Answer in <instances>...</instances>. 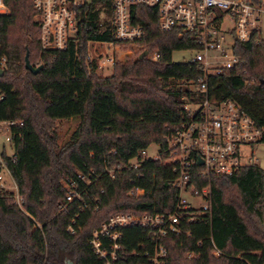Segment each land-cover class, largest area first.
Masks as SVG:
<instances>
[{"label": "trees", "instance_id": "1", "mask_svg": "<svg viewBox=\"0 0 264 264\" xmlns=\"http://www.w3.org/2000/svg\"><path fill=\"white\" fill-rule=\"evenodd\" d=\"M5 3L8 13L0 16V61L5 60L0 125L24 124L11 130L15 161L5 152L3 158L26 212L15 206L12 194L0 189V264H65L67 258L76 264H106L94 254L90 241L112 214L175 209L178 191L170 166L152 159L138 169L127 165L151 145L162 149L165 138L187 120L184 106L204 100L196 85L192 90L185 85L201 80L199 66L173 62L175 52L198 50L200 45L193 35L177 29L162 31L155 9L136 7L133 24L142 25L146 34L134 44L142 51L159 52L160 60L115 63L113 74L102 78L97 64L86 62L88 42L104 40L96 34L99 14L92 12L94 6L68 50L43 53L33 0ZM260 35L235 45L240 64L234 70L212 72L208 90L211 97L237 102L258 127H264ZM27 54L32 66L43 67L37 75L25 67ZM74 117L80 124L71 142L59 148L53 126ZM94 169L99 180L87 188L79 183L83 199L63 210L62 181H78V173L88 176ZM108 169L115 170L114 178ZM211 183L212 219L184 225L180 236L164 239L168 264H245L238 256L248 264H264V171L248 167L231 176L214 175ZM138 190L143 194L129 195ZM121 237L116 264L145 263V253L153 249L149 230L130 227L121 230ZM216 248L222 252L219 258L214 256Z\"/></svg>", "mask_w": 264, "mask_h": 264}, {"label": "built area", "instance_id": "2", "mask_svg": "<svg viewBox=\"0 0 264 264\" xmlns=\"http://www.w3.org/2000/svg\"><path fill=\"white\" fill-rule=\"evenodd\" d=\"M96 3V4H95ZM99 14L96 34L104 40L88 42L87 64L95 63L90 44H101L110 52L106 56L98 49L100 63L98 70L107 65L114 67L116 53L120 45L140 42L146 34L142 25L133 24L135 8L143 6L158 11L159 28L164 32L179 30L182 34L193 35L200 49L188 52L185 63L196 64L203 77L195 85L205 98L202 102L186 104L187 120L165 138V146L156 157H150L148 150L131 160L128 167L138 169L144 161L154 160L170 166L175 174V188L178 191L175 209L163 214L144 215L117 213L96 229L90 245L95 255L106 264H116L121 250V230L130 227L147 229L153 238L152 252L147 251L143 264H168V251L163 244L168 235L180 236L184 225L205 218L212 219L214 175L231 176L248 167L258 166L254 146L264 144V127H258L241 106L229 99L220 100L209 96L208 76L212 73L234 70L239 58L234 54L237 43L249 42L255 33L260 32L259 42H264V3L256 0H33L35 21L39 25L40 48L43 53L62 52L69 49L80 32V24L85 23L91 7ZM8 13L5 0H0V16ZM226 19L231 23L225 26ZM147 52L153 63L160 60L159 52ZM5 60L0 61V66ZM106 65V64H105ZM254 82V81H253ZM23 122L8 121L0 125L9 131L7 142L13 146L11 130L21 127ZM14 149V148H13ZM5 146L0 152V189L12 194L15 206L25 210L19 188L3 158ZM7 154L13 161L16 156ZM122 170V165H117ZM106 172L114 178L115 170ZM9 175L12 187L7 186L5 175ZM99 176L92 170L90 175L78 174V181H69L71 189L66 193V205L83 199L79 183L90 187ZM85 191L87 189H84ZM143 191H132L130 196L142 195ZM42 230L43 225L37 224ZM186 235L191 236L188 232ZM217 248L214 256H221ZM190 258L193 255H189ZM241 263L248 264L241 256ZM45 264V263H44Z\"/></svg>", "mask_w": 264, "mask_h": 264}, {"label": "rangeland", "instance_id": "3", "mask_svg": "<svg viewBox=\"0 0 264 264\" xmlns=\"http://www.w3.org/2000/svg\"><path fill=\"white\" fill-rule=\"evenodd\" d=\"M263 3H264V0H263ZM224 25L226 27L227 26L231 27V23L229 22L228 19H226ZM90 47L93 49L92 53L96 57L95 58V64L102 66V64L100 63L101 60H100L99 55H98L99 53H96L94 50L98 49L105 56H106V54L110 55V52H108L105 49V47L101 46V44L96 43V42L91 43ZM144 52H146V51L145 50L142 51V46L140 47V46H137L135 44L120 45L119 49L117 50V53H116L115 63H124V61L129 60V59H137V58L139 59L140 56ZM189 57H190V54L188 52H175V54L173 55V62H175V63L176 62H185L189 59ZM145 58H147V57L145 56ZM104 63L106 64V65L103 64L104 70H98L97 74L102 78H107L113 74L114 67L116 64L114 63L115 64L114 67H112V66L109 67L107 65L106 60ZM0 68L2 70L4 69L2 66H0ZM79 124H80V119L77 117H74L73 119H70V120L56 121L55 125L53 126V129L57 135V144H58L59 148H63L65 145H67L68 143L71 142L72 137L74 136V131L76 130V128L78 127ZM7 135H9V131L6 130L4 128V126H1V128H0V152L3 151V147L5 146L6 154L11 155L12 151L14 149H13L12 144L7 142V140H6ZM254 147H255L254 148L255 157L257 159L256 164L258 165L259 168H261L264 171V144H257ZM147 150H148V154L150 157H156L161 151V149L157 145H151L150 147L147 148ZM95 170L96 169H94L93 171H95ZM69 181H70V179H64L62 181V187H64V189L66 190V193L71 189V187L69 186ZM5 182L7 183V186L12 187L8 174L5 175ZM23 212H26V211L24 210ZM60 212H61V209H59V211L57 212L55 217L58 216ZM112 215H114V214H112ZM108 219H107V221H108ZM107 221H105L104 223H106ZM32 222L39 224V222L37 220H35L34 218H32ZM217 258H219V257L217 256ZM67 259H69V258H67Z\"/></svg>", "mask_w": 264, "mask_h": 264}, {"label": "water", "instance_id": "4", "mask_svg": "<svg viewBox=\"0 0 264 264\" xmlns=\"http://www.w3.org/2000/svg\"><path fill=\"white\" fill-rule=\"evenodd\" d=\"M145 56H147V52H144L141 56H140V60L145 58ZM25 67L31 71L33 74L37 75V73L43 68L42 66L35 68L34 66L31 65L30 61H29V54H27L26 58H25ZM4 74V69L2 70L0 68V78L3 76ZM65 264H76L74 261H72L71 259H67L65 261Z\"/></svg>", "mask_w": 264, "mask_h": 264}]
</instances>
